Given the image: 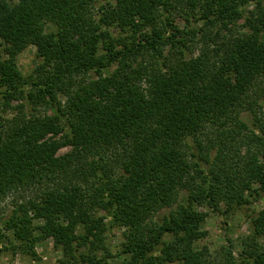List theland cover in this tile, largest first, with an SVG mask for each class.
Returning a JSON list of instances; mask_svg holds the SVG:
<instances>
[{"label": "trees", "instance_id": "obj_1", "mask_svg": "<svg viewBox=\"0 0 264 264\" xmlns=\"http://www.w3.org/2000/svg\"><path fill=\"white\" fill-rule=\"evenodd\" d=\"M263 1L0 0V242L52 238L61 264H264V209L238 246L194 245L209 213L264 194ZM115 226L117 251L99 234L78 251Z\"/></svg>", "mask_w": 264, "mask_h": 264}, {"label": "rangeland", "instance_id": "obj_2", "mask_svg": "<svg viewBox=\"0 0 264 264\" xmlns=\"http://www.w3.org/2000/svg\"><path fill=\"white\" fill-rule=\"evenodd\" d=\"M253 9L254 5L250 4L246 10L251 11ZM180 21H184L183 15H180L177 18V22ZM113 33L115 36L122 35V33H119L118 31H113ZM14 41L15 40L12 39L0 38V51L3 50L5 45L14 44ZM36 61L35 48L31 45L27 46L17 55L19 68L24 74L30 72L36 64ZM16 103L17 101L13 100L12 104L16 105ZM65 150L66 149H62L61 152H64ZM23 194L29 195L31 192L28 190L27 192H23ZM15 199L16 195H9L0 201V215L5 217L10 213ZM200 209L204 211L206 210L205 207H200ZM262 209H264V194L250 204L234 209L226 216L219 213H209L203 225V228L207 233L204 238L197 240L194 245L198 249H201L203 246L206 247L210 256H214L222 246L227 245L228 240L226 239H230L233 244L238 246L242 239L251 232V219L256 217ZM168 211L169 208H163L155 214V217L166 214ZM123 230L124 228L119 226H115L112 231H108L107 229L101 230L100 227H94L90 232L82 234L83 237L81 239V245L78 247V251L81 253L89 252L92 246L90 243L93 241L94 234H99L102 237L101 245L95 249V252L98 255H104L107 251L114 253L117 251V243L123 239ZM10 236L11 235H9V237ZM260 241L264 243V235L260 238ZM34 251L35 255L33 256L30 253L14 250L7 241V237H5V239L0 242V264H61L60 259L62 258V254L58 248L54 247L52 238L38 241L34 246ZM127 258H129V255L120 256L116 259H111L110 261ZM161 264L177 263L162 262Z\"/></svg>", "mask_w": 264, "mask_h": 264}]
</instances>
